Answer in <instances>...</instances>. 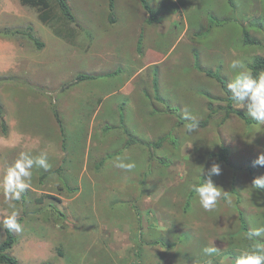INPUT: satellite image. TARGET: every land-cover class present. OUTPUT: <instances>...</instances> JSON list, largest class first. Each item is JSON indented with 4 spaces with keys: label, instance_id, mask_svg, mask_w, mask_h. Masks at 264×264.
<instances>
[{
    "label": "rangeland",
    "instance_id": "374dc122",
    "mask_svg": "<svg viewBox=\"0 0 264 264\" xmlns=\"http://www.w3.org/2000/svg\"><path fill=\"white\" fill-rule=\"evenodd\" d=\"M146 1L151 25L137 0H114L112 12L107 0H66L76 24L60 17L54 0L49 24L37 8L0 0V180L21 151L46 152L50 164L32 169L30 187L13 202L23 231L13 233L9 253L23 264H186L184 252H197L194 264H233L254 244L246 232L264 225V190L250 186L264 175L253 164L264 154V126L234 114L223 120L226 94L194 66L196 55L201 70L219 68L227 82L232 60L247 67L264 58V0ZM243 29L258 45L243 44ZM185 114L208 124L186 134ZM119 115L135 144L125 145ZM221 148L227 162L217 156ZM118 159L136 168L119 169ZM214 162L221 175L212 179L232 204L221 200L205 212L195 194L187 196ZM12 211L0 187V225ZM119 216L136 220L142 242L160 244L151 260L119 262L109 251L103 237L122 224ZM117 240L127 244L124 234ZM213 242L218 251L206 255Z\"/></svg>",
    "mask_w": 264,
    "mask_h": 264
},
{
    "label": "clouds",
    "instance_id": "9594fccd",
    "mask_svg": "<svg viewBox=\"0 0 264 264\" xmlns=\"http://www.w3.org/2000/svg\"><path fill=\"white\" fill-rule=\"evenodd\" d=\"M228 69L233 73L232 78L227 81L225 89L229 94V99L240 108L246 109L247 115L258 125L264 126V71L253 75L251 69H248L239 59L232 60ZM183 119L185 120L183 127L186 134H191L199 129L200 121L197 118L185 114ZM253 164L264 167V154H260ZM114 166L131 172L136 168V163L118 159ZM34 167L44 170L50 168L47 153L41 152L39 155L33 156L29 152L21 151L6 168L3 178L0 180L4 198L13 209L0 227L6 228L10 233L18 234L23 231V226L17 219L20 213L16 210V203L13 202H20L26 189L30 187ZM219 175H221V166L214 162L207 170L206 176L202 178V182L189 185L190 191L195 193L200 207L205 212H213L221 200L227 205L232 204L228 192L217 186L212 179L213 176ZM250 186L254 191L264 190V175L254 178ZM246 238L249 241H254V244L249 250L244 251L234 264H264V239H260L264 238V225L250 228L246 232ZM203 251L206 255L211 256L218 249L213 242L212 246L204 248Z\"/></svg>",
    "mask_w": 264,
    "mask_h": 264
},
{
    "label": "trees",
    "instance_id": "16d2710c",
    "mask_svg": "<svg viewBox=\"0 0 264 264\" xmlns=\"http://www.w3.org/2000/svg\"><path fill=\"white\" fill-rule=\"evenodd\" d=\"M18 1L23 6H30L33 8H37L38 9V19L41 23L49 24L53 20L54 16L51 13L50 7H48V0H18ZM107 1H108V9H109V11L112 12L114 9V5H115L114 0H107ZM137 1L141 5L142 9L145 12H147V17L145 19V23H147V25H151L155 21V16H154V13H153L149 3L146 0H137ZM54 2H55V5L57 7L58 13L60 14V17L65 19L70 24H76L75 18L73 16L71 9H70L69 5L67 4L66 0H54ZM114 20H115L114 17L109 15V22L113 23ZM209 20L211 21V23H214L217 26H222L227 21V20H225V21H219V22L217 21L216 22L215 20H211V18ZM27 31H28V33L26 34L27 38L30 39L38 48H40L41 44L39 43L37 38L33 35L32 27L28 26ZM242 39H243V44L245 46L258 45V42L256 40L252 39L244 29L242 30ZM141 42H142V37H141V35H139L138 40H137V50L138 51L140 50ZM194 66L197 70L202 71L207 77L213 79L216 83H218L219 87L226 94V106L224 109L225 115H224L223 120H225L229 115L234 114V115H237L239 118H241L243 121H245L246 124H254L255 123V121L252 119H249L245 113H243L241 111H237L236 109H234L232 107L234 102H232L229 99V94H227L225 91L227 82L220 76V69L219 68H216L214 71L213 70H201V68L197 64L196 55H195ZM247 68L251 69L253 75H257L258 73L264 71V58L263 57L253 58V60L250 62V64L247 65ZM88 78H90V77L85 76V75L77 76V79L80 81L88 79ZM153 85H154V88L156 89L155 78L153 79ZM52 114H53V118L57 122L58 126L61 127V123H60L59 116H58L57 112L55 110H52ZM0 120H1V124H2L1 131L3 134H5L6 130H5V125H4V121H3V112H2L1 106H0ZM119 121L121 123V125H119V127L122 128L121 129L122 133L125 136H127V140L125 141V145L130 146V145L135 144L136 141L133 138H131L128 130L124 126H122V122H123L122 115H119ZM207 124H208L207 119L201 120L200 121V128L206 127ZM162 141H164V138L158 139L154 143V146L160 147ZM217 156H218L219 160L227 162L226 156H225V149L221 148L219 150V152L217 153ZM205 176L206 175L202 176L198 183L202 182V178H204ZM194 194L195 193H192L190 191L188 196H187V200H190ZM239 217H240V221L243 223L241 212H239ZM15 243H16V237L14 236V234L10 233L6 228H4V239L0 242V264H23V263L19 262L15 257L10 255V253H9V251L11 250V248L13 247V245ZM41 264H50V263L44 262Z\"/></svg>",
    "mask_w": 264,
    "mask_h": 264
},
{
    "label": "crops",
    "instance_id": "0c3cea01",
    "mask_svg": "<svg viewBox=\"0 0 264 264\" xmlns=\"http://www.w3.org/2000/svg\"><path fill=\"white\" fill-rule=\"evenodd\" d=\"M132 190L133 187H131ZM122 189H117L116 193L117 194H121L119 197H123V193L121 192ZM126 198V197H125ZM145 215V217H144ZM141 219H143L145 221L146 224L149 223L148 219L149 216L146 215L145 213H141ZM121 221L122 224L119 227H113V230H111L110 234H105V236L103 237L104 240H109V244L107 245V248L109 249V251L112 253L113 256L118 257L119 258V262L124 261L125 258H132L133 260L139 259L142 262L145 263L146 260H151L152 259V255L151 253H153V255H155V252L157 251L156 246L160 245V244H152L150 242H146V241H141V238L139 237V235L136 236V232L139 231L138 234H140L143 230H141V226L139 227V229L136 231L135 227H134V222L136 221L134 218L132 217H128V219L122 218V217H118ZM100 219L104 220L105 222H108L109 219L108 218H103L100 217ZM141 222V221H140ZM139 220L137 221L138 224H140ZM126 231V232H121L120 230ZM120 229V230H119ZM102 231H107L105 229H101ZM146 230V229H145ZM144 230V231H145ZM117 233L120 234H124L126 236L127 239V244H120L117 240ZM211 242V239L209 240ZM110 248H109V247ZM130 246L131 249H126L127 251L124 252V254L122 255L121 252H123L122 248H126ZM154 248V250H153ZM128 252V253H127ZM197 258V252H184L183 254H180V259L183 260L184 263L186 264H194Z\"/></svg>",
    "mask_w": 264,
    "mask_h": 264
}]
</instances>
